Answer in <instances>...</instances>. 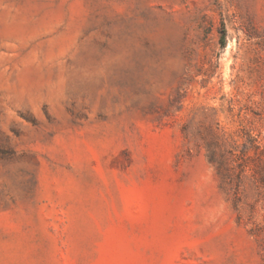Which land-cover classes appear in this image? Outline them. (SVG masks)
<instances>
[{"label": "rangeland", "instance_id": "374dc122", "mask_svg": "<svg viewBox=\"0 0 264 264\" xmlns=\"http://www.w3.org/2000/svg\"><path fill=\"white\" fill-rule=\"evenodd\" d=\"M0 264H264V0H0Z\"/></svg>", "mask_w": 264, "mask_h": 264}, {"label": "trees", "instance_id": "16d2710c", "mask_svg": "<svg viewBox=\"0 0 264 264\" xmlns=\"http://www.w3.org/2000/svg\"><path fill=\"white\" fill-rule=\"evenodd\" d=\"M224 35H225L224 32H222V35H221V37H220V43H221V44H223V42H224V38H225Z\"/></svg>", "mask_w": 264, "mask_h": 264}]
</instances>
